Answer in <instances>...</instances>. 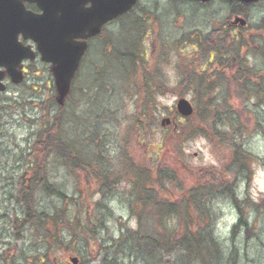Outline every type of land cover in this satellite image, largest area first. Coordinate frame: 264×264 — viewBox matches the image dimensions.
Wrapping results in <instances>:
<instances>
[{
  "label": "trees",
  "instance_id": "trees-1",
  "mask_svg": "<svg viewBox=\"0 0 264 264\" xmlns=\"http://www.w3.org/2000/svg\"><path fill=\"white\" fill-rule=\"evenodd\" d=\"M143 13V18L130 16V33H135L132 40L114 38L111 46L116 62L119 60L122 66V62L128 63L124 68L129 78L133 80L147 71L145 79L134 86L143 105L132 116L130 126L135 139L138 136L135 148L144 156L138 158L133 147L129 151L130 141H124L117 152L106 149L102 115L85 126L89 139L76 142L72 131L76 121L72 111L75 87L64 107L55 98L49 106L42 105V118L16 193L24 213L17 234L21 235L19 229L30 231L45 248L43 254L32 257L31 264H50V253L57 250L82 255L80 251L90 249L97 253L93 256L96 260L103 255L101 264H222L226 251L215 237V202L231 201L241 219L245 216L235 182L241 178L251 180V166L264 163L244 150L246 136L264 133V68L252 63L264 62V20L252 29L254 35L224 38V44L215 29L207 35H185L175 49L186 71L180 74L179 85L170 88L163 80L154 79L146 68L151 63L148 53L141 50L139 34L150 14ZM232 13L246 16L247 12L233 8ZM107 85L98 84L96 95L104 94ZM174 89L192 94L195 113L188 119H178L175 113L178 120L174 129L165 130L157 143L155 98ZM198 138L230 151V162L218 172L221 181L213 175L203 181L186 180L182 171L171 166L170 156L182 160L185 144ZM56 164L74 178L72 190L51 182L50 167ZM86 183L99 196L97 201L95 196L87 199L90 204H85L81 190ZM120 191L137 227L127 229L111 246L100 243L98 247L97 235L104 225L100 211L109 213V202ZM41 195L61 201L62 207H56L53 213L42 211L38 202ZM241 225L248 226L243 221Z\"/></svg>",
  "mask_w": 264,
  "mask_h": 264
},
{
  "label": "rangeland",
  "instance_id": "rangeland-1",
  "mask_svg": "<svg viewBox=\"0 0 264 264\" xmlns=\"http://www.w3.org/2000/svg\"><path fill=\"white\" fill-rule=\"evenodd\" d=\"M138 9L136 12L146 11L150 14L147 20L142 22V32L139 34L141 50L148 53L151 63L146 64V68L148 67L149 74H152L154 79L163 80L170 88L179 85L182 79L180 74H185L186 71L184 69L186 66L178 61L175 49L179 47L184 35L192 33L206 35L213 29L216 30L218 24L224 23L228 18L227 5L221 0H212L207 5L173 3L169 0H141ZM140 17H145L143 12L140 13ZM248 19L249 29L264 20V0L252 9ZM131 27L133 28L126 19L114 24L107 45L112 43L114 38L121 37L122 42L132 40L135 33H130ZM100 42L104 45L105 40L104 43ZM122 47L121 49L130 46ZM99 52L96 46L94 52L88 55L74 86L72 103L75 106L72 111L76 121H73L72 131L74 138H77L75 141L89 139V132H85V126H90L98 115H102L106 123L104 126L106 137L103 139L106 149L117 152L124 141H130L129 151L133 147V151H136L134 154L142 159L144 154L138 147L135 148L138 136L135 139L130 126L132 116L140 112L143 105L139 103L134 86L138 81L145 79L147 71H144L143 75L139 73L140 76L133 77L132 80V76L129 78L124 68L128 63L122 62L124 64L122 66L119 60L116 62L113 47L107 57ZM119 57L120 55L116 54V58ZM252 63L258 68H264V62L260 60ZM51 76L48 67L35 65L25 84L10 87L0 94V264H31L33 256L45 252L44 244L36 240L30 231L23 232L19 229L21 235L17 234L24 213L16 200V193L19 178L25 172L29 161L37 126L42 118L41 106L44 104L49 106L51 100L57 98ZM105 83L108 84L106 92L96 95L98 84ZM180 99H187L195 106L192 94L177 89L164 96H156V107L153 111L156 116L154 131L157 143L160 142L165 130L171 132L174 129V124L163 128L161 123L164 120L176 119V106ZM237 103L239 104V101ZM262 112L261 115L264 116V109ZM261 132L246 136L244 139L245 152L258 161L264 160V133ZM184 148L182 160L170 156L171 166L182 171L181 176L184 179L203 181L202 179H208V176L213 175L220 180L222 176L218 175V172L224 170L222 168L224 164L226 168V164L230 162V151L212 145L205 138L187 142ZM251 172V180L241 178L235 182L234 187L239 200L243 202L242 209L245 215L243 219L231 201L220 200L214 205L217 214L214 219L215 237L225 246L226 251L222 264H264V163H254ZM49 174L51 182L72 190L74 178L67 175L59 165H51ZM81 190L84 193L85 204H90L87 199L95 196L93 188L86 183L82 184ZM121 192L115 194L109 202L108 210L111 215L106 210L100 211L104 225L103 230L97 235L98 247L100 243L111 246L127 229L133 230L137 227V221L132 217L125 195ZM98 199L99 196L94 197L95 201ZM38 202L40 209L48 213H53L56 207H62L61 201L48 199L43 195L39 196ZM240 221L246 222L248 226H239ZM80 252L82 255L79 252L54 251L50 253V264H71L70 259L74 256L80 259L79 264L102 263L103 255L99 254L96 260L93 256L97 253L91 249Z\"/></svg>",
  "mask_w": 264,
  "mask_h": 264
},
{
  "label": "water",
  "instance_id": "water-1",
  "mask_svg": "<svg viewBox=\"0 0 264 264\" xmlns=\"http://www.w3.org/2000/svg\"><path fill=\"white\" fill-rule=\"evenodd\" d=\"M8 1V0H1ZM17 4H18V0ZM39 4L40 8H43L44 0H29ZM87 0H62L61 7L68 8L70 10H77L79 8V14L76 21L80 24V29H84L90 32V36H95L100 32L103 24L107 21L114 20L121 15H124L130 11L137 3V0H111L105 7V3L96 4L90 12H84V2ZM201 3H208L210 0H195ZM239 1L248 4L259 2L260 0H228ZM19 10L23 9L19 6ZM17 13H19L17 11ZM28 15V14H27ZM48 18V17H47ZM65 19H61L60 23ZM70 18H68L69 20ZM46 17H35L28 15L23 18L20 13L14 20L6 21L0 20V67L6 68L7 72L13 78L14 83L21 82L22 78L16 74V69L25 59H33L34 55L30 54L28 50L22 49L18 43L17 36L19 33H24L26 37L31 38L38 43L39 51L45 62L52 63L54 66V74L56 78V87L58 91V103L63 106L66 98L71 90L72 80L78 71L82 56L86 51L85 44H76L73 42V36H66L56 34L55 29L46 31L47 28ZM70 21H72L70 19ZM29 22V23H28ZM57 21L48 22L49 26H52ZM94 23V24H93ZM236 23H240L242 26H246V21L241 18L236 19ZM87 26L86 25H90ZM60 30V28H56ZM12 31V32H11ZM61 31V30H60ZM65 33V29L63 30ZM3 75L0 74V82ZM3 88L0 87V91ZM177 111L183 118H189L194 114V107L187 99H181L177 104ZM170 124V120H166L163 125ZM72 264H78V259H72Z\"/></svg>",
  "mask_w": 264,
  "mask_h": 264
},
{
  "label": "flooded vegetation",
  "instance_id": "flooded-vegetation-1",
  "mask_svg": "<svg viewBox=\"0 0 264 264\" xmlns=\"http://www.w3.org/2000/svg\"><path fill=\"white\" fill-rule=\"evenodd\" d=\"M111 0H87L84 2L83 11L84 12H90L94 9V7H97L96 4L100 5L105 3V7L108 5V2ZM173 2H189L186 0H169ZM223 1L228 8V14L230 15V8H242L244 11H247V5L236 3V2H228L225 0ZM62 0H44L43 8H40L39 4L36 2H32L29 0H18V4L16 0H8V1H1L0 0V20L6 21L8 18L9 20H14L20 13V15L23 18H26L28 15L35 16V17H46V19L50 21H57L59 23H56L52 26H49L47 22V28L46 31L49 32V30L55 29L56 34H62L66 36H73V42H85L87 44V52L85 56L83 57L81 67L87 62V57L89 54L94 52L95 44H99V40H105V44L107 45L108 38L111 37L112 34V26L116 23H118L121 19L124 17H120L114 21H107L105 24L102 25L101 31L99 34L95 36H90V32L86 29L83 31L80 29V24L77 23L76 18L79 14V8L77 10H70L68 8H62L61 7ZM141 0H138L137 6L131 11L138 10ZM19 6L23 9L19 10ZM17 11L19 13H17ZM28 14V15H27ZM48 17V18H47ZM64 22L60 23L61 19H65ZM238 17L237 15L229 16L228 20H226L218 32L220 38L222 39L221 42H223L224 38H235L238 37L241 34V31L239 30V26L234 23V20ZM70 18L72 21H70ZM29 23V22H28ZM94 24V23H93ZM91 26L90 25H86ZM60 28V30L56 29ZM65 29V33L63 30ZM12 32V31H11ZM18 43L24 50L32 51L35 54L34 60H24L21 65L19 66L18 71L23 76V82H26L31 74L32 69L35 67V65L41 64L42 66L48 67L49 70H52L51 66L48 64L43 63L41 60L39 53H38V46L37 44L31 39L25 36L24 33H19L17 36ZM102 48L101 46L99 47ZM107 49V47H106ZM0 72L4 73L3 75V86L5 87V91H7L10 87H15L13 83V79L11 76L6 72L5 69L0 68ZM52 80L53 76H51ZM23 84V83H22ZM21 84V85H22Z\"/></svg>",
  "mask_w": 264,
  "mask_h": 264
},
{
  "label": "bare ground",
  "instance_id": "bare-ground-1",
  "mask_svg": "<svg viewBox=\"0 0 264 264\" xmlns=\"http://www.w3.org/2000/svg\"><path fill=\"white\" fill-rule=\"evenodd\" d=\"M224 42V41H223Z\"/></svg>",
  "mask_w": 264,
  "mask_h": 264
}]
</instances>
